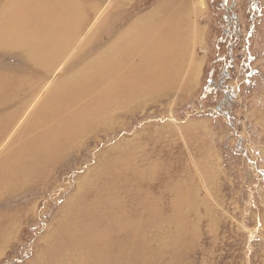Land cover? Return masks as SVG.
<instances>
[{"label": "rangeland", "instance_id": "obj_1", "mask_svg": "<svg viewBox=\"0 0 264 264\" xmlns=\"http://www.w3.org/2000/svg\"><path fill=\"white\" fill-rule=\"evenodd\" d=\"M199 1L0 0V264H264V0Z\"/></svg>", "mask_w": 264, "mask_h": 264}, {"label": "bare ground", "instance_id": "obj_2", "mask_svg": "<svg viewBox=\"0 0 264 264\" xmlns=\"http://www.w3.org/2000/svg\"><path fill=\"white\" fill-rule=\"evenodd\" d=\"M199 4L202 8V11H204L206 9L205 0H200ZM19 8L24 11L27 9V7H24L22 5ZM71 9L74 10L73 8ZM19 12L22 13L23 11ZM139 22L140 21H138V23ZM152 27L156 30V46H149L145 50L144 53L147 58L144 57L143 44L141 41L145 30L143 26V21L137 26L138 45L132 50V54H134L138 50H142V61L141 64H138L139 66H135L139 68H135L134 74H136L138 77H142V79L145 81H147V75H149V72L152 69H157L159 72L166 73L164 70L165 67H171V65L173 66L177 61L175 58V54H179L177 43L175 41L176 28L172 24H168L165 27H162V25H153ZM127 52V48H118L116 50V54H112L111 56H109L110 63L119 65V63L122 61L123 57L126 55ZM160 86H162V82H160Z\"/></svg>", "mask_w": 264, "mask_h": 264}]
</instances>
